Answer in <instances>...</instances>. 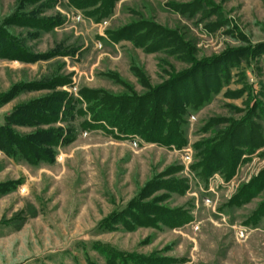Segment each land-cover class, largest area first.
Masks as SVG:
<instances>
[{
	"label": "rangeland",
	"instance_id": "rangeland-1",
	"mask_svg": "<svg viewBox=\"0 0 264 264\" xmlns=\"http://www.w3.org/2000/svg\"><path fill=\"white\" fill-rule=\"evenodd\" d=\"M53 2H39L42 17L55 22L50 32L32 38L34 30L15 29L38 61L0 56V127L54 157L31 164L0 148V264H264V215L256 216L264 193L241 196L264 176V146L245 150L231 178L223 171L205 178L196 151L218 137L207 125L223 118L240 128L253 108L264 134V0H118L109 19L89 15L97 8ZM14 7L0 0V21ZM142 23L155 26L150 33L173 32L174 43L193 40L198 64L109 35ZM225 69L219 95L186 118L182 148L126 136L89 114L86 91L120 96L131 85L144 94L143 74L171 95L172 78L186 72L176 85L183 95L193 91L189 82L203 84V75L215 82ZM155 209L161 215L145 219Z\"/></svg>",
	"mask_w": 264,
	"mask_h": 264
},
{
	"label": "trees",
	"instance_id": "trees-1",
	"mask_svg": "<svg viewBox=\"0 0 264 264\" xmlns=\"http://www.w3.org/2000/svg\"><path fill=\"white\" fill-rule=\"evenodd\" d=\"M16 7L10 10L7 17H4L0 21V56L1 58L14 59L22 63H34L37 62L39 57L31 52L30 47L27 44V37H21L16 34L15 29L27 28L31 31V37L37 36L38 31L42 30L50 32L55 22L51 18L42 17L45 15L44 4L39 5L42 0H15ZM51 0V7L55 4ZM72 4L77 6L78 9L97 8L95 11L89 13L90 16L99 15L100 19H109L114 13L116 3L118 0H70ZM24 5H31L33 9H28ZM50 7V6H49ZM201 4H193L192 12L200 11ZM146 22V21H143ZM144 28H149L147 33H143ZM156 29L155 26L148 23H142L137 27L132 28L128 26L118 32H114L112 39L118 43L121 41H130L135 48L140 47L147 53L160 52L162 48L170 49L173 51L168 56H175V58L183 63L198 64L197 54L199 53L193 40L186 39L182 36V39L174 43L173 32L167 35L164 32L150 33L151 30ZM157 30V29H156ZM34 32V33H33ZM29 34V31H26ZM25 34V35H26ZM178 38V35L175 38ZM180 38V37H179ZM170 39V40H168ZM189 47V51L186 52V48ZM163 51V50H162ZM166 51V50H164ZM165 66L169 67L173 74L175 68L165 62ZM177 72V71H176ZM186 73V72H185ZM181 75H175L171 82H174L172 94L161 93L159 87H154L149 82V79L145 75H140L142 79V88L146 90V93L139 94L134 88L129 85L126 86L125 94L113 95L104 90H92L86 91L85 97L88 104L89 114L95 123L107 124L112 129H118L122 134L131 136V134L138 135L145 142L154 143L157 145L165 146H177L182 148L186 146L187 139L185 137L187 130L186 118L190 113H197L205 107V104L210 102L215 96L219 95L224 85L223 80H228L227 69L224 72H217L214 74L215 82L207 80V76L201 77L204 79L203 84L198 85L199 80H195L193 83L186 85V90L189 88L193 91H188L183 94L176 86L181 81L188 80L190 78L188 73ZM175 80V81H174ZM59 97V96H58ZM59 103V101H57ZM56 103L55 110L58 107ZM55 104V103H54ZM262 111V119L264 122V109ZM256 110L253 108L250 115L245 119V123L239 128L238 124H234L228 120L220 118L211 122L205 128V132L213 129L216 133V139L208 140L199 145L196 148L198 152L197 160L198 167L202 169L205 178L214 172H224L227 178H231L237 168V164L240 159L245 155V150L256 151L264 146L263 139V127L260 124H255L253 118L256 116ZM10 120H8L9 122ZM225 123L231 126L228 130H224L221 125ZM241 126V124H240ZM247 127L248 133L241 129ZM240 129V130H238ZM0 148L9 154L10 156L21 157L28 163L38 164L43 159L53 160L51 151L38 148H30L28 144V137L19 138L14 131H10L8 127H0ZM58 138V137H57ZM223 139L226 143L230 139L233 140V144L228 149L222 150L219 145H215L217 141ZM15 141L18 144L14 147H9L11 142ZM5 148V149H4ZM20 158V159H21ZM167 187V184H164ZM162 188V187H161ZM264 193V176L261 175L256 178L252 186H246L242 189L244 198L249 197L248 200L253 198H260ZM260 210L256 216L260 217L264 215V201L259 205ZM150 209V208H149ZM149 216H159L160 212L156 209L153 213L147 214ZM134 218V217H132ZM140 221V220H139Z\"/></svg>",
	"mask_w": 264,
	"mask_h": 264
},
{
	"label": "built area",
	"instance_id": "built-area-1",
	"mask_svg": "<svg viewBox=\"0 0 264 264\" xmlns=\"http://www.w3.org/2000/svg\"><path fill=\"white\" fill-rule=\"evenodd\" d=\"M187 151L188 150L184 151V153H183V156L185 158L184 161L190 162L191 161V155H190L191 152H187Z\"/></svg>",
	"mask_w": 264,
	"mask_h": 264
}]
</instances>
